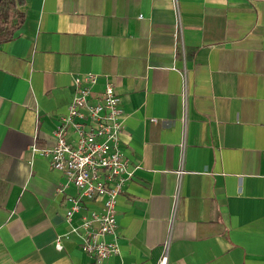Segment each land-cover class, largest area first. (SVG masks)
<instances>
[{
	"label": "crops",
	"instance_id": "1",
	"mask_svg": "<svg viewBox=\"0 0 264 264\" xmlns=\"http://www.w3.org/2000/svg\"><path fill=\"white\" fill-rule=\"evenodd\" d=\"M20 9L0 42V264H157L166 243L168 264H264V0ZM88 71L93 96L111 77L119 144L138 165L118 196L120 253L99 263L67 236L79 190L31 151L55 143L73 76ZM83 203L89 215L102 202Z\"/></svg>",
	"mask_w": 264,
	"mask_h": 264
},
{
	"label": "built area",
	"instance_id": "2",
	"mask_svg": "<svg viewBox=\"0 0 264 264\" xmlns=\"http://www.w3.org/2000/svg\"><path fill=\"white\" fill-rule=\"evenodd\" d=\"M97 82L98 74L92 71L73 76V97L54 131L55 143L41 149L32 144L31 151L47 156L51 167L63 172L65 184L73 183L79 190L78 196L67 198V236H76L82 250L99 263L120 253L118 196L138 165L129 164L119 144L124 114L115 85L106 77L100 94L93 96ZM83 200L101 201V207L86 215L81 213ZM76 213H81V221L71 223ZM55 246L62 248L59 238ZM166 248L167 243L157 264H168Z\"/></svg>",
	"mask_w": 264,
	"mask_h": 264
},
{
	"label": "trees",
	"instance_id": "3",
	"mask_svg": "<svg viewBox=\"0 0 264 264\" xmlns=\"http://www.w3.org/2000/svg\"><path fill=\"white\" fill-rule=\"evenodd\" d=\"M23 0H0V42L12 39L23 22Z\"/></svg>",
	"mask_w": 264,
	"mask_h": 264
}]
</instances>
